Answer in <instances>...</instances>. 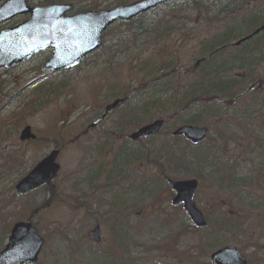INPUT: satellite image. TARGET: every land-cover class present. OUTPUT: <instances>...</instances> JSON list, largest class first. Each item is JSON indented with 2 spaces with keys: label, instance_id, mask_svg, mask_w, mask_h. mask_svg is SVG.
Instances as JSON below:
<instances>
[{
  "label": "rangeland",
  "instance_id": "obj_1",
  "mask_svg": "<svg viewBox=\"0 0 264 264\" xmlns=\"http://www.w3.org/2000/svg\"><path fill=\"white\" fill-rule=\"evenodd\" d=\"M136 1L48 4H71L69 15H74ZM254 13L264 15V0H177L111 26L102 35L100 49L75 69L44 71L51 51L0 69V156L15 155L4 162L0 157V249L12 225L32 217L44 240L37 264H102L117 233L114 228L124 240L122 264H211L210 255L224 247L235 248L246 264H264V61L257 54L264 47V34L249 57L242 52L244 46L235 48L257 71L239 97L221 103L210 96L200 98L179 119L164 107L172 92L178 91L180 101L192 92L191 86L200 89L195 96H202L201 78L209 70L197 64L202 45L231 28V49L238 38L254 31L250 28L260 27L256 24L262 17L257 15L243 23ZM26 19L17 17L0 30ZM229 52L220 58L227 60L233 54ZM171 59L175 65L164 64ZM196 64L195 74L163 71L165 66L190 71ZM125 94L128 103L99 130L84 134L105 105ZM130 112L136 122H129ZM156 119H164L166 126L157 137L129 149L138 153L137 159L130 155L116 162L127 136ZM189 120V125L195 120L209 132L194 148L170 134ZM24 127L35 135L34 142H18ZM61 143L65 147L56 161L60 170L55 181L17 196L15 184ZM167 151L170 156L165 158ZM226 175H231L229 181L222 178ZM166 176L198 182L193 204L205 217V229H195L181 207L171 206ZM96 225L99 246L89 240Z\"/></svg>",
  "mask_w": 264,
  "mask_h": 264
},
{
  "label": "water",
  "instance_id": "obj_2",
  "mask_svg": "<svg viewBox=\"0 0 264 264\" xmlns=\"http://www.w3.org/2000/svg\"><path fill=\"white\" fill-rule=\"evenodd\" d=\"M175 0H140L127 6L98 12H84L66 16L71 12V5L51 4L44 7H29L27 0H6L0 6V25L17 16L29 15L22 24L0 31V69L11 68L47 50L52 51L50 60L44 70L58 72L73 69L90 53L100 46L101 35L116 22L128 23L164 3ZM264 31V25L250 35L234 44L240 46L252 37ZM122 103L115 100L104 110V115L91 124L95 128L100 122ZM163 126L162 120H154L140 127L128 136L131 142L141 138L156 136ZM207 135L206 128L180 126L175 129L172 137H183L192 145L202 142ZM33 140L30 129L25 128L19 137L20 141ZM58 151H52L41 160L15 186L17 195H24L44 185H49L57 176L59 166L55 163ZM166 184L175 193L171 201L173 206L183 205L189 221L196 228H205L206 222L202 214L194 207L192 196L197 188L195 180L174 181L165 179ZM92 243L100 242L99 229L95 227L90 235ZM43 246V240L31 225L14 224L5 248L0 251V264H35ZM213 264H246L236 249L223 248L210 256Z\"/></svg>",
  "mask_w": 264,
  "mask_h": 264
},
{
  "label": "trees",
  "instance_id": "obj_3",
  "mask_svg": "<svg viewBox=\"0 0 264 264\" xmlns=\"http://www.w3.org/2000/svg\"><path fill=\"white\" fill-rule=\"evenodd\" d=\"M1 1L3 0H0V2ZM55 1L56 0H46V4L55 3ZM256 15L262 17V21L257 23L256 25H259V26L263 25L264 15H261L260 13H254V14L249 15L246 19H244L243 23L247 21L249 18L256 16ZM250 29L253 30L256 28H250ZM231 32L235 33V30L230 28L226 30L222 36L220 37L216 36L212 40L208 41L207 44L202 45L201 57H200V59H202V62L200 63L199 66L209 68V70L201 78L203 80V83H201L199 88H203V91L201 93L202 96L200 95L195 96L198 89H195L193 91L192 86L189 88L192 92H189V94H183L180 101L177 100L175 97V94H178V91L172 92L171 94L172 97H169L167 101H164L165 103L164 107L166 108L167 106H169L170 109L172 110L171 115H173L176 118L178 117L179 119V117L185 111H187L190 105L195 104V103H200L201 102L199 100L200 98L203 100L211 99L213 102H217V103H221L224 101L232 102L235 96L237 97L240 96L238 95L239 91L241 90V93H242L243 90H245V85L247 84L249 85L256 78L255 72L257 71L256 69H254V65L250 67L252 63H250L249 59L247 58L250 55L251 49H254V46H249V45H252V43L258 44L256 42L260 40L261 36L264 33L263 32L260 33L258 36L254 37L247 43H244L241 45L242 47L244 46L243 47L244 49H247V50H242V52L244 51L243 53H247L246 55L247 57L242 56V54H240L239 51H236L237 49H234V50H230V52H233V54L230 55L227 60H223L220 58V56L223 53H225L227 49L224 50V49H221V47L223 48L228 45V41L232 37ZM239 39L240 38H238L237 40ZM257 54H259V57L261 58V60L263 59L264 61V47H262L261 49H257ZM172 60L173 59H171V61L168 60L164 64L172 63L173 65L175 61L174 60L172 61ZM199 66L194 65L190 71H183L182 69L173 71L172 68L165 66L163 68V71L170 72V75H173V73L175 72L181 75L195 74L196 69L199 68ZM255 66H258V64H255ZM177 73L175 75H177ZM210 89L212 90L211 92H210ZM198 91L200 92V89ZM235 92H237L236 95H235ZM208 96H210L209 99L207 98ZM121 98H128V94L123 95ZM160 106H163V105L160 104ZM127 116H128L130 123L136 122L135 117H132V116H135L133 112H130ZM182 124L188 125L190 124V120L187 122H183ZM192 124L196 125L198 124V122L193 120ZM174 141H177V139H175ZM178 141L183 142V144L187 147L189 146L188 143L182 140H178ZM130 155L133 160L137 158L136 156L137 153L134 152V154L133 153L131 154L129 149H125L123 151H120L116 155L115 161L120 162V159L124 160L127 157H130ZM168 156H170V154L167 151L165 152V158ZM222 178L229 181L231 178V175H226V176H223ZM219 222H221V220H219ZM113 231L117 232L114 234V238L112 240L113 243L111 246L113 247L110 246L109 249L107 250L108 252L105 254V256L107 255L108 259L105 260L106 258H104L102 264H122L121 256L123 255L122 254L123 253V243H124L123 236L118 234L120 230H117L114 228Z\"/></svg>",
  "mask_w": 264,
  "mask_h": 264
},
{
  "label": "flooded vegetation",
  "instance_id": "obj_4",
  "mask_svg": "<svg viewBox=\"0 0 264 264\" xmlns=\"http://www.w3.org/2000/svg\"><path fill=\"white\" fill-rule=\"evenodd\" d=\"M101 115V113L99 114V115H97L96 116V119L97 118H99V116ZM109 117L110 116H108L104 121H103V123H102V125L109 119ZM102 125L100 126V127H98V129H94L95 131H97V130H99L101 127H102ZM89 126V125H88ZM88 126L86 127V129H85V133L84 134H87V133H89V131H91V130H88ZM35 140H36V138H35ZM31 142H34V141H28V142H24V144H30ZM65 147V145L64 144H62L61 143V145L57 148V147H55V148H52L51 150H59V151H61L63 148ZM50 150V151H51ZM12 152H9V153H6L5 155H1L0 157H1V159L3 160V162L4 161H6V159L7 158H11L12 157ZM10 156V157H9ZM7 157V158H6Z\"/></svg>",
  "mask_w": 264,
  "mask_h": 264
},
{
  "label": "bare ground",
  "instance_id": "obj_5",
  "mask_svg": "<svg viewBox=\"0 0 264 264\" xmlns=\"http://www.w3.org/2000/svg\"><path fill=\"white\" fill-rule=\"evenodd\" d=\"M254 45H257V44H255V43H252V46H254Z\"/></svg>",
  "mask_w": 264,
  "mask_h": 264
}]
</instances>
